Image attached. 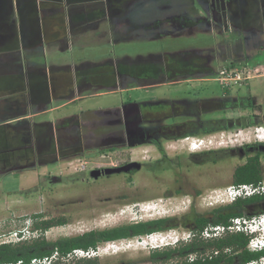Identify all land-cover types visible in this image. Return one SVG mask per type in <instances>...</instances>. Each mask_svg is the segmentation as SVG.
<instances>
[{
	"label": "flooded vegetation",
	"instance_id": "flooded-vegetation-1",
	"mask_svg": "<svg viewBox=\"0 0 264 264\" xmlns=\"http://www.w3.org/2000/svg\"><path fill=\"white\" fill-rule=\"evenodd\" d=\"M148 16H151L152 21H146ZM49 19L54 22L60 19L59 23L64 25L65 30L61 33L59 29L50 32ZM101 27L122 30L125 34L135 32L137 38L153 31V40L193 36L196 30L211 34L219 44L230 48L229 52H222L218 56L222 61L248 63L257 60L264 63V0H0V175L15 169H33L49 162L68 165L69 159H84L79 171L66 170L58 176L49 177L51 183L63 184L71 178L70 184H79L72 194L64 198L66 203H76L92 200L89 196L96 190L95 184L111 175H117L107 174L106 169L140 164L138 170L133 166L129 172L118 173L125 176V191L116 196L119 202H133L130 213L139 201L171 200L170 203L177 209L161 216L145 219L140 216L138 220L130 218L131 223L128 221L113 228L143 224L148 229H156L152 234L174 231L173 237H162L161 245L149 247L151 252L161 250L172 253L168 259L152 260L153 264L206 263L216 257L224 259L225 256H232L233 264H264V249L252 251L248 248V241L260 234L245 236L237 233L245 238L244 245L236 242L234 245L217 248L214 243L225 237H209L205 233L209 227L219 226L213 223L222 219V210L228 204L217 196L216 205L210 208L199 205L198 199L205 190L211 188L212 192L219 191L223 186L222 173L214 171L218 181L209 184L208 178H212V175L204 167H213L225 158L245 160V164L257 153L261 155V163L264 156V143L261 142L229 149L208 147L209 137H212L209 134L212 132L206 133L210 129L209 122L201 118L205 101L151 99L91 112L94 118L91 120H84L80 115L66 116L54 122L37 123L31 120L34 116L46 113L53 101H80L92 96L91 93L81 97L83 90L98 87L92 85V78L81 73V70L73 72L54 66L46 69L28 64L23 67L20 64L22 56L38 53L49 46L65 51L70 41L89 33L98 37L106 36L108 29ZM199 51L179 52L176 58L170 60L171 65L166 70L158 69L149 75L129 73L119 76L118 82L106 89L108 92L115 91L121 88L120 82L126 85L128 79L138 87L147 89L164 83L175 85L190 77L203 76L208 73L207 67H212L218 60L209 58L208 54L201 55ZM250 100L253 106L257 105L254 98ZM31 109H35V112L31 113ZM189 113L200 115V119L183 116ZM250 116L253 121L264 124V113L261 116ZM177 118H180L178 122ZM65 122L67 124L64 126ZM187 126H190V130H185ZM225 126L231 128L236 124L226 120ZM70 127L76 131L68 132ZM101 127L108 131L96 133ZM216 128L218 126L212 129ZM189 139L192 142L186 149L174 148L171 153L168 151L171 145ZM194 142L196 144L193 147L197 150L192 151L191 145ZM144 147L151 148V157L139 160L131 157L133 151ZM105 154H117L118 163L99 167L85 166L90 157H104ZM151 164L160 167V176L155 175L154 178L165 187L163 191L151 192L153 187L148 186L144 180L148 174H153L148 167ZM195 167L202 168L200 173L193 171ZM142 168L145 169L144 174L138 176ZM134 176L138 177L139 183L133 193H129L126 187L132 184ZM114 185L108 186L116 190L117 186L113 189ZM111 190L100 198V207L104 208L103 203L110 200L108 194ZM91 205L83 212L92 215ZM254 205L258 206V213L253 216L264 215V197L256 200ZM219 209L220 215L215 216V210ZM64 213L62 211L60 217H53L50 208H47L34 217L38 221L35 225L46 227L44 230L39 227L42 237L51 228L62 227L67 223V219L62 217ZM144 236L147 235L139 237ZM166 238L171 241H165ZM219 264L226 263L221 260Z\"/></svg>",
	"mask_w": 264,
	"mask_h": 264
},
{
	"label": "rangeland",
	"instance_id": "rangeland-1",
	"mask_svg": "<svg viewBox=\"0 0 264 264\" xmlns=\"http://www.w3.org/2000/svg\"><path fill=\"white\" fill-rule=\"evenodd\" d=\"M151 16L146 17V21H152ZM135 20H138L135 18ZM60 19H49V31L60 30V33L64 31V25L59 23ZM58 23V24H57ZM59 26V28L56 27ZM101 29H108L107 35L98 37L95 34H87L80 36L68 43L69 47L65 51H60L54 46L47 47L44 50H39L38 53H28L22 56L20 63L24 67L25 64L30 66H38L41 68H50L51 66H68L71 71L84 73L92 78V85L97 86L92 89L83 90L81 97L91 94L80 101H73L66 103L64 101H53L48 107V111L44 114L37 115L31 118L33 122H54L57 119L66 116H79L84 120L94 119L91 112L113 109L121 107L123 104L129 102L147 101L151 99H161L168 101L175 100H188L196 101L203 100L204 105L202 107L201 118L203 121L214 122V127L219 123L225 125L226 120H230L231 124H236L235 127H231L227 130H217L209 134L210 144L208 147H222V148H238L247 144H253L258 142L256 139L255 128L264 127V124L257 126H239L248 122V117L251 114L261 116L264 113V76L256 77L249 80L242 87L233 89L231 91H224L218 82L215 80V75H207L188 78L187 80L178 82L177 84L164 83L157 87L142 88L138 87L133 81L128 79V83H119L121 88L115 91L108 92L106 87L115 85L118 82V77L122 75H128L132 73L134 75H149L155 70H166L171 65L170 61L176 58L179 52L187 51L188 53L199 51L201 55H207L212 57L216 61L212 67H207L208 72L215 74L221 67L227 66L229 61H222L218 56L225 51L229 52L230 48L224 47L218 43L217 39L211 34L195 32L193 36L182 37H165L162 39H151L153 31L145 33L143 36L137 38V33L128 32L122 33V30H116L115 28L109 30V28L101 27ZM102 31V30H101ZM105 31V30H103ZM200 31V29L198 30ZM167 54V55H164ZM263 61L252 60L248 63H262ZM247 62L233 63V65H244ZM89 65V66H87ZM85 67V68H83ZM264 74V69L262 71ZM118 86V87H119ZM125 86V87H123ZM96 88V89H95ZM110 90V89H109ZM94 93V94H93ZM247 99L254 98L257 105L260 108L254 109H240L238 104L233 103L234 106L225 110L224 112H217L210 109V102L221 103L226 101H233V99ZM229 99V100H228ZM219 103V104H220ZM35 109H31V113H34ZM183 116L189 118L194 117L200 119V115L194 113L183 114ZM180 118H177L178 122ZM67 123H64V126ZM185 130H190V126L184 127ZM64 129V128H63ZM62 129V130H63ZM73 127H70L68 132H75ZM108 131L106 128L101 127L97 129L96 133H104ZM192 142L189 139L187 142H179L168 149L171 153L174 148L176 150L186 149L189 143ZM151 148L144 147L132 152L131 157L133 159H147L152 156ZM117 154L107 155L99 157L98 155L92 156L88 159L85 166L99 167L116 165L119 158ZM227 156V155H226ZM225 156V157H226ZM84 159H69L68 165L58 163H45L40 166H36L33 169L13 170L12 172L0 175V220L9 218L10 216H24L32 215L40 212H44L45 209L50 208L51 215L53 217H60L62 211H64V217L67 219V223L62 227L51 228L44 238L48 242H53L61 238H73L89 231H99L103 229L113 228L128 222L130 218L140 219V216L145 219L147 217L161 216L170 214L177 208L174 207L171 200H152V201H139L135 209L130 213L132 209V203H120L117 195H121L125 191L124 188V175H111L108 179L100 180L95 184L96 190L89 196L92 200L81 202H67L64 199L66 195H70L74 192L75 188L79 184H70L71 178L67 179L63 184H56L49 182V177L58 176L61 171L69 170L70 172L79 171L81 169V163ZM261 164L264 168V156L261 158ZM245 160L237 159H224V161L213 167L208 165L204 167L208 168L209 175L212 178H208L209 184L217 183V175L214 171L220 172L221 179L223 180L221 190L213 191L211 188L204 191L202 197H200L199 205L201 204L207 207L216 205L217 196L223 198L224 203L230 204L229 199H226L223 194L225 188L231 186V176L233 169L242 165ZM153 174H148L144 179L148 186H152L151 192L155 193L159 190H164L165 187L157 183L156 175L159 177L160 167L157 164H151L148 166ZM203 168V169H204ZM144 168L137 173L138 176H143ZM202 168L195 167L193 171L200 173ZM148 178V179H147ZM147 179V180H146ZM143 180V181H144ZM139 179L134 176L132 184L128 185V192L133 193V189L138 186ZM110 184H116L117 189L111 190ZM108 186V187H107ZM113 186V189L116 188ZM108 190L112 192L108 194L110 200L103 203L105 207L102 208L100 198L108 193ZM114 191V192H113ZM107 197V196H104ZM132 197V194L129 195ZM264 197V194H263ZM99 199V200H98ZM219 200V199H218ZM66 203V204H65ZM92 204V215H88L89 212H83ZM150 206L151 209L147 211H141L143 206ZM178 208H180L178 206ZM82 211V212H81ZM42 216L44 214L41 213ZM85 215V216H84ZM88 215V216H87ZM150 215V216H148ZM50 216V214H49ZM129 223H131L129 221ZM176 232V231H175ZM174 231H169L167 234H160L161 237H173ZM167 242L171 240L166 238ZM117 248L109 249L107 243L100 244L98 246L97 253L90 258L70 260L76 264L79 261L91 259L96 261L97 264H153L150 260V256L154 253H162L163 251L151 252L149 246L159 244L156 241L153 244L150 242L147 245H139L135 242V239H127L115 241ZM67 261L63 262L66 264ZM162 263V262H161ZM164 264V263H162Z\"/></svg>",
	"mask_w": 264,
	"mask_h": 264
},
{
	"label": "trees",
	"instance_id": "trees-1",
	"mask_svg": "<svg viewBox=\"0 0 264 264\" xmlns=\"http://www.w3.org/2000/svg\"><path fill=\"white\" fill-rule=\"evenodd\" d=\"M264 64V63H254L253 65ZM233 65V63H229L227 66ZM207 75H214L212 72H208ZM233 101H226L219 104L217 102H210L209 106L211 110L217 112H224L225 110L234 106L233 103H238V107L240 109H256L260 108V106H253L250 98L240 99ZM229 100V99H228ZM253 117H248V122L246 124H241L239 126H256L262 123L255 122L252 120ZM220 122L219 120L209 122L208 128L209 130L206 133L214 132L217 130H227L230 127L225 126L219 123L218 128L212 129L215 123ZM216 125V124H215ZM260 154H255L254 157H251L247 160V162L239 167H237L231 176V184L232 185H253L257 186L264 181V168L262 164L259 162ZM263 199V195H253L248 198H239L233 201L232 203L224 206L223 208V217L221 220H216L213 225H222L226 226L230 223V220L235 217L242 216H253L258 213V206L254 205L256 200ZM221 210H215L214 215L219 216ZM35 227H41L44 230L46 227L43 225L36 224ZM156 231L155 228H147L143 224H137L127 227H118L112 228L103 231H91L88 233H84L83 235L76 236L73 238H61L55 242H48L44 238H40L37 240H33L30 242L18 243L15 245H1L0 246V264H14L18 261L23 263H29L33 259H41L44 257L50 256L54 251H57L60 255L64 256L67 253L71 252L74 249H82V250H93L95 251L100 244L115 242L120 240L132 239L135 237H139L142 235H150ZM132 232V233H130ZM243 235V234H242ZM242 235H228L223 240L217 241L214 245L217 248H220L224 245H234L236 242L240 244H245V238ZM211 244V243H210ZM171 252L165 251L162 253H154L150 256V260L157 259H168L171 257ZM223 260L226 264H233L232 256L224 257V259L214 258L212 260L207 261L206 263H194V264H219V262ZM53 264H61L60 262H55ZM76 264H97L96 261L91 259L82 260L77 262Z\"/></svg>",
	"mask_w": 264,
	"mask_h": 264
},
{
	"label": "built area",
	"instance_id": "built-area-1",
	"mask_svg": "<svg viewBox=\"0 0 264 264\" xmlns=\"http://www.w3.org/2000/svg\"><path fill=\"white\" fill-rule=\"evenodd\" d=\"M264 66L253 65L250 63L244 65H230L221 67L214 75L215 80L221 86L224 91H231L233 89L242 87L249 80L256 77L264 76L262 71ZM255 134L257 141L264 143V127L255 128ZM199 143V142H197ZM196 142L192 143L194 146ZM264 194V181L257 185H231L224 190L223 196L229 199V203H232L239 198H248L253 195ZM149 208L150 206H143L142 208ZM141 208V209H142ZM38 213L24 216H10L7 219L0 220V246L1 245H15L23 242H30L42 237V232L39 228H35L34 225L38 222L34 217ZM205 233L210 237L213 235L216 238L226 237L233 234H243L245 236L251 234H260L258 237L252 238L248 241L249 249L252 251H259L264 249V215L253 216L250 218H233L226 226H214L209 227ZM160 242L159 244L149 246L152 248L161 245L163 238L158 234H151L144 237H138L135 242L139 245H147L150 242ZM115 242H108L109 249L117 248ZM98 248L93 250L74 249L66 255L62 256L57 251H54L50 256L41 259H33L29 263H23L18 261L14 264H53L55 262L67 261L66 264H73L72 260L85 259L94 256L97 253Z\"/></svg>",
	"mask_w": 264,
	"mask_h": 264
},
{
	"label": "water",
	"instance_id": "water-1",
	"mask_svg": "<svg viewBox=\"0 0 264 264\" xmlns=\"http://www.w3.org/2000/svg\"><path fill=\"white\" fill-rule=\"evenodd\" d=\"M263 151H264V148H263ZM135 166V168L138 170L140 169V164H136V163H133V164H129L127 166H124V167H121V168H114V169H106L105 172L107 174H118V173H121V172H129L130 169Z\"/></svg>",
	"mask_w": 264,
	"mask_h": 264
},
{
	"label": "bare ground",
	"instance_id": "bare-ground-1",
	"mask_svg": "<svg viewBox=\"0 0 264 264\" xmlns=\"http://www.w3.org/2000/svg\"><path fill=\"white\" fill-rule=\"evenodd\" d=\"M191 150H192V151H195V150H197V148L192 146V147H191ZM148 209H151V207H149V208H145V207H144V208L141 209V211H147ZM155 242H156V241H155ZM151 243L153 244L154 242H151Z\"/></svg>",
	"mask_w": 264,
	"mask_h": 264
},
{
	"label": "crops",
	"instance_id": "crops-1",
	"mask_svg": "<svg viewBox=\"0 0 264 264\" xmlns=\"http://www.w3.org/2000/svg\"><path fill=\"white\" fill-rule=\"evenodd\" d=\"M54 67H58V68H64V69H66V70H71L68 66H54Z\"/></svg>",
	"mask_w": 264,
	"mask_h": 264
}]
</instances>
